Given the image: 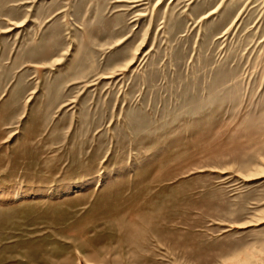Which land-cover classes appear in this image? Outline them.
I'll return each mask as SVG.
<instances>
[{
    "label": "rangeland",
    "instance_id": "374dc122",
    "mask_svg": "<svg viewBox=\"0 0 264 264\" xmlns=\"http://www.w3.org/2000/svg\"><path fill=\"white\" fill-rule=\"evenodd\" d=\"M247 256L264 0H0V264Z\"/></svg>",
    "mask_w": 264,
    "mask_h": 264
},
{
    "label": "bare ground",
    "instance_id": "6f19581e",
    "mask_svg": "<svg viewBox=\"0 0 264 264\" xmlns=\"http://www.w3.org/2000/svg\"><path fill=\"white\" fill-rule=\"evenodd\" d=\"M134 61V59H131L128 63H127V65L128 64H131L132 62ZM259 256V255H258ZM258 257H256V259H257ZM255 259V260H256ZM255 260L254 261H252V258L251 257H249V256H247V257H243V259H241L240 261H239V264H254L253 262H255ZM257 261V260H256ZM236 264V263H235Z\"/></svg>",
    "mask_w": 264,
    "mask_h": 264
}]
</instances>
